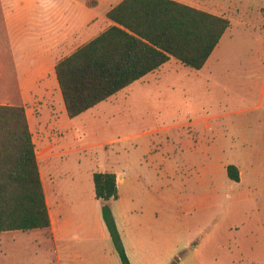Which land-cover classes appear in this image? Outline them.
<instances>
[{"label":"rangeland","instance_id":"374dc122","mask_svg":"<svg viewBox=\"0 0 264 264\" xmlns=\"http://www.w3.org/2000/svg\"><path fill=\"white\" fill-rule=\"evenodd\" d=\"M83 1L0 0V49L28 48V16L61 5L72 10ZM211 1L209 8L221 13L231 15L232 7L238 18L247 10L264 19V1L254 8L243 0ZM116 2L89 0L99 4V19ZM4 9L17 11V30H10ZM233 26L207 67L195 70L172 58L90 110L93 126L79 135L81 146L112 140L81 151V173L94 162L90 155L119 165L137 186L131 204L158 210L146 230L160 237L158 258L173 253L169 264H264V22ZM21 74H9L17 86L3 89L1 103L24 105L31 116L60 111L58 85L32 89L36 97L28 102ZM230 164L239 168L240 181L228 177ZM31 235L1 232L0 264H49L51 256L38 253ZM148 238L136 240L151 247ZM187 242L191 251L184 249Z\"/></svg>","mask_w":264,"mask_h":264},{"label":"crops","instance_id":"0c3cea01","mask_svg":"<svg viewBox=\"0 0 264 264\" xmlns=\"http://www.w3.org/2000/svg\"><path fill=\"white\" fill-rule=\"evenodd\" d=\"M120 1L118 0L116 4ZM178 1L228 17L230 26L223 37L232 30L234 22L241 25L264 22V19L250 14L247 10L238 18L232 7H228L231 15L229 12L221 13L219 10L211 9L209 7L216 3L211 0ZM243 1L254 8L258 0ZM262 1L264 0H259ZM116 4H110L108 10ZM98 6V3L89 5L88 1H83L77 2L72 10H67L68 6L61 5L45 9L39 18L28 16V48L23 47V51L20 52L12 50L11 53L0 49V94L5 88L17 86V81L15 79L12 81L13 76L9 75L13 71L22 73L20 77L18 76V82L21 84L20 87H28V102L36 97L32 89L49 88L50 85L59 86L56 76L57 63L112 25L106 14L103 16L104 19L98 18ZM4 15L10 30L13 27L17 30L21 25L17 11L4 9ZM103 22L106 25L105 29L102 28ZM215 50L203 68L213 59ZM61 100L62 106L59 112L41 111L38 115L31 116L28 111L51 218L49 228L28 230L32 232L30 238L35 244L37 243L35 249L38 253L40 250L51 256L48 260L49 264H122L104 220L103 201L96 196L93 178L97 171L112 172L117 175L119 192L118 199L112 201V211L131 264H169L174 257L173 253H169L165 260L158 258V253L163 248L160 245V237L153 232L151 235L146 230V221L156 223L154 214H158V210L153 206L136 209L131 204L132 194L137 191V186L130 185L131 181L126 179V173L120 170L119 165L108 160L98 163L96 157L90 155L89 159L94 162L81 173V151L86 152L98 147L106 148L105 144H110L112 141L97 142L92 146L79 144V135L89 132V127L93 126L88 112L99 104L71 118L63 103L62 94ZM0 104L6 103L0 102ZM79 118H85L81 125L76 124ZM80 127L82 130L79 129ZM206 127L209 128V124ZM120 201L122 208L117 207ZM135 212L138 213V221L132 222ZM142 234L144 238H151V247L148 246L149 242L138 241ZM184 249L191 251L192 247L187 242Z\"/></svg>","mask_w":264,"mask_h":264},{"label":"trees","instance_id":"16d2710c","mask_svg":"<svg viewBox=\"0 0 264 264\" xmlns=\"http://www.w3.org/2000/svg\"><path fill=\"white\" fill-rule=\"evenodd\" d=\"M106 17L111 26L56 65L59 88L71 118L172 58L201 70L230 26L229 18L178 0H121ZM227 174L233 181L241 179L234 164L228 165ZM93 178L116 251L122 264H131L112 211V201L119 197L117 175L97 171ZM50 226L27 110L24 105L0 104V232Z\"/></svg>","mask_w":264,"mask_h":264}]
</instances>
